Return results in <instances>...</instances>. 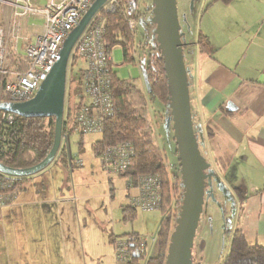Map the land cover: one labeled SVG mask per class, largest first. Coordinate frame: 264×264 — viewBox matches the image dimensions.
<instances>
[{
	"label": "crops",
	"instance_id": "1",
	"mask_svg": "<svg viewBox=\"0 0 264 264\" xmlns=\"http://www.w3.org/2000/svg\"><path fill=\"white\" fill-rule=\"evenodd\" d=\"M217 3L196 26L195 53L188 60L192 125L194 133L202 134L201 150L210 169L214 167L230 188H238L246 198L238 203L233 196L237 204L233 224L248 243L264 247V0ZM200 35L205 38L206 52L197 43ZM65 155L66 151L56 155L47 167L59 161L67 164ZM58 182L53 194L50 190L49 194L45 190L20 192L11 206L0 209V264H16L6 256V246L21 237L34 249L28 250L26 264H87L85 243L79 241L77 229H52V216L62 225L63 211L74 215L72 201L78 213L73 184L70 188L62 180ZM128 206L120 207L124 223L137 217L136 211L132 221L124 220L123 209ZM129 233L142 234L138 230L125 234ZM116 237L108 234L111 247L106 249L105 264H124L114 259L112 240ZM34 256L42 259H32ZM147 258L139 264H146Z\"/></svg>",
	"mask_w": 264,
	"mask_h": 264
},
{
	"label": "rangeland",
	"instance_id": "2",
	"mask_svg": "<svg viewBox=\"0 0 264 264\" xmlns=\"http://www.w3.org/2000/svg\"><path fill=\"white\" fill-rule=\"evenodd\" d=\"M175 1L176 16L181 26L183 61L186 74L190 75L191 67L188 60L195 53L193 43L197 36L196 26L211 13L214 6H219V3L214 2L209 6L211 0ZM120 2L135 4L136 12L143 13V15L139 20L135 17L132 18L137 20L134 29V46L131 51L133 61L124 64L122 49L116 46L111 50L112 70L117 78L131 82L143 93L145 104L137 106V113L147 123L145 132L163 151L167 170L170 173L180 172L172 124L167 123V120H170V111L168 112L165 106L158 102L147 89L145 73L147 58L150 46L155 47L156 45V39L152 37L154 25L149 23V19L152 17L153 0H120ZM21 22L23 27L22 32L20 31V38L30 37L42 26V20L38 17L22 19ZM190 41H192L191 44L188 43ZM22 49L23 44L20 41L17 48L18 54L23 55ZM70 64H72L71 67ZM83 67L84 63L80 59L69 61L67 76H71L75 85L78 84L80 70ZM71 98L74 100V94ZM75 101H79L78 95L75 97ZM85 101L88 102L87 99ZM195 136L198 148L201 150L202 143L199 138L202 137V134L195 133ZM100 138L101 136L98 134H80L76 130H71L68 125L61 136V150L63 148L66 151L67 164L59 161L56 165L45 167L38 173L25 178L22 183L25 189L19 190L16 194L17 196L20 192L29 190L40 192L45 190L47 193L50 190V193L53 194V187H57L58 181L62 180V183L68 184L70 188L73 184L78 213L76 214L75 202L72 201L74 215L69 216L68 212L63 211L62 225L58 219L55 222L56 217L52 216L51 226L52 229L57 230L61 227L77 229L79 241L82 243L83 239L85 243L87 264L106 263V249L111 247L108 242L109 233L117 235V239L125 238V233L132 230H138L142 234L155 235L162 219L160 211L154 213L137 211V217L133 222L124 223L121 221L120 207L129 205L130 198L136 194V191L128 188L127 178L118 177L116 173L102 165L100 159L92 151V144ZM200 153L203 157L205 156L202 150ZM212 169L209 170L211 173L213 171L212 180H210L213 183L208 186L206 185L207 181L205 182L203 204L194 233L190 264H220L228 250L230 236L223 232L225 217L222 210L225 208L228 211L232 220L228 216L227 218L233 223L237 204L234 203V197L231 194L233 188H230L227 179H223L214 167ZM64 173H67V176ZM210 191H215L214 193L217 195H211ZM41 195L44 196V193ZM112 227L113 231L111 232ZM28 250L34 249L29 247L21 237L8 244L5 253L16 264H26L29 262ZM155 251L156 244L152 246L148 254L154 255ZM113 254L116 260L114 248ZM37 257L42 259L39 256H34L32 259ZM68 258L72 263L75 261L70 253Z\"/></svg>",
	"mask_w": 264,
	"mask_h": 264
},
{
	"label": "built area",
	"instance_id": "3",
	"mask_svg": "<svg viewBox=\"0 0 264 264\" xmlns=\"http://www.w3.org/2000/svg\"><path fill=\"white\" fill-rule=\"evenodd\" d=\"M94 1L0 0V104H19L34 98L59 60L67 36ZM107 2L118 4L120 0ZM35 17L42 20L41 31L30 37L20 38L23 27L21 20ZM135 22L133 19L128 20V28L133 34ZM104 35V21L97 19L95 14L70 52L69 61L80 59L84 67L80 70L78 80L79 101L73 103L71 111V76H66L62 134L69 125L71 130L80 134L101 136L105 123L113 117L112 48L104 40ZM20 41L23 44V55L17 52ZM69 112L72 115L68 121ZM18 130L16 115L0 108V158L13 151L14 137ZM133 156L134 149L130 142L104 146L97 154L102 165L117 175L127 171ZM17 179L19 178L0 172V209L11 206L14 202L18 192ZM128 188L136 191L129 201L131 209L141 212L160 210L162 183L159 176L143 175L134 182L128 179ZM156 240V235L148 234L115 238L113 248L116 262L128 264L134 257L140 256L146 259Z\"/></svg>",
	"mask_w": 264,
	"mask_h": 264
},
{
	"label": "trees",
	"instance_id": "4",
	"mask_svg": "<svg viewBox=\"0 0 264 264\" xmlns=\"http://www.w3.org/2000/svg\"><path fill=\"white\" fill-rule=\"evenodd\" d=\"M232 1L211 0L209 6L214 2L230 4ZM142 15L143 13L136 12L135 4H124L123 2H118V4L107 2L96 14L97 19L104 21V40L110 48L121 47L124 64L133 61L131 51H133L134 46V34L129 31L128 20L133 17L139 20ZM198 37L197 43L200 51L206 52L207 44L203 41L205 38L201 35ZM145 73L147 89L169 112L167 108L169 85L157 42L155 47L150 46ZM73 94L74 100L71 98ZM79 94V85H75L70 77L69 111H71L73 103L76 102L75 97ZM112 97L114 103L113 117L105 123L100 140L93 143L91 149L97 155L104 146L130 142L134 149V156L130 160L127 171L119 173L118 176L127 178L132 182L143 175H157L160 177L162 204L159 211L162 219L156 234L155 254L153 257L147 258L146 264H165L169 238L175 227V220L182 201L181 175L179 171L170 173L167 170L163 151L145 132L147 123L137 113V106L145 104L143 93L131 82L117 78L114 71H112ZM71 115V112L67 114L68 121L71 119ZM16 118L19 123V130L14 137L13 151L0 158V163L13 169H26L39 164L48 155L53 144L54 120L50 118H20L17 116ZM63 152L64 149L61 150L60 146L57 155L60 156ZM23 181H25V177L17 179L16 187L18 191L24 188L21 186ZM231 191L238 203L244 200L245 197L241 196L238 188H233ZM214 192L211 191V195L216 196L217 193ZM123 212L126 214L124 216L125 221H132L136 217V210L131 209L130 206L125 207ZM222 214L225 217L223 232L230 236V241L226 256L220 264H264V247L257 243H248L243 231L227 218V216H230L225 208H223ZM137 234L129 233L126 236ZM113 241L114 238L112 243ZM143 259H145L144 256L134 257L128 264H139Z\"/></svg>",
	"mask_w": 264,
	"mask_h": 264
},
{
	"label": "water",
	"instance_id": "5",
	"mask_svg": "<svg viewBox=\"0 0 264 264\" xmlns=\"http://www.w3.org/2000/svg\"><path fill=\"white\" fill-rule=\"evenodd\" d=\"M108 0H95L77 26L67 36L59 54L39 91L31 100L10 104L2 103L3 111L20 118H50L54 120V138L48 155L39 164L26 169H13L0 163V172L16 178L29 177L47 167L61 146L65 84L70 52L91 19ZM153 37L162 54L164 70L168 80V105L174 132L177 158L181 175L182 201L175 227L169 238L165 264H190L193 238L203 204L205 182L212 184L210 164L201 155L193 130L190 112L188 76L183 61L181 26L176 16L175 0H153ZM184 22V21H183ZM229 108H233L231 103ZM211 193V191L209 192Z\"/></svg>",
	"mask_w": 264,
	"mask_h": 264
}]
</instances>
